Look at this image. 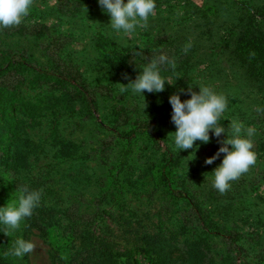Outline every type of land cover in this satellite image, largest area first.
I'll return each mask as SVG.
<instances>
[{"label": "rangeland", "instance_id": "374dc122", "mask_svg": "<svg viewBox=\"0 0 264 264\" xmlns=\"http://www.w3.org/2000/svg\"><path fill=\"white\" fill-rule=\"evenodd\" d=\"M155 3V15L149 17L148 26L138 27L134 34L125 36L110 27V16L102 10L98 0H34L30 14L20 25L26 31L36 24L47 26L52 39L49 44L45 41L39 46L42 57L46 53L51 58L60 56L70 60L75 71L93 86L97 96L91 104L94 118L80 117L71 110L53 114L51 108L37 111L33 116L16 113L29 124L32 121L40 123L28 127L26 132L45 150L41 155H33V167L22 173L30 178L44 174L55 150L49 145L50 138L57 130L73 141L83 137L103 141L102 155L107 162H114L121 148L120 142H123L117 139L119 130L137 127L142 131L148 125V130L136 138L129 163L117 168L110 188L117 192L120 215L129 219H118L114 210L118 208L116 204L107 206L106 210H110L112 216L100 213L92 220L99 228L95 229L96 234L110 237L119 251L131 248L136 236L141 234L154 235L162 229L168 238L170 234L166 231H178V227L188 231L199 225L193 203L204 202L205 207L201 210L216 225L215 250H224L229 256L238 254L233 264H264V81L251 78L248 65L241 63L235 54L236 42L241 41L246 26L256 22L261 24V30L264 29V17H261L264 0H155ZM99 34L123 52L119 57L137 62L139 68L111 71L102 59L104 46H99ZM162 54L175 61L174 69L169 64L160 66L161 76L173 85L166 83L163 92L145 91L144 96L131 89L124 93L119 91V83L127 85L130 80H135L152 58ZM200 84L210 86L226 97L227 108L220 120L226 130L232 120L255 129L251 139L256 163L239 179L230 182L229 190L223 194L212 186V172L222 163L225 154L221 153L212 164L205 161L217 153L222 146L218 141L227 139V133L217 138L213 130L210 142L197 141L198 149L181 151L175 148L174 138L169 136L177 130L171 120L170 96L179 92L182 101L190 99V85L199 91ZM39 91L30 89L28 94L33 96ZM62 91L63 105L73 107L72 94L77 93L76 88L68 86ZM58 94L60 92H56ZM45 100L49 103L52 98ZM77 105L82 109L91 107L78 103L74 111L80 110ZM113 107L116 108L114 112H118L116 116H110L113 110L110 113L109 110ZM162 160L172 168L174 177L169 185L158 188L155 175L157 164ZM21 177L0 169L3 207L8 203L18 204V180ZM176 188L184 189L194 201L188 204L182 198H176ZM100 216L105 220L100 221ZM68 234L71 232L63 227L61 220L45 235L33 229L27 239L35 244L34 251L27 254L29 264H60L53 254L68 252ZM187 237L190 236L177 238L179 245L175 243L173 248L184 251ZM133 259L132 264H151V259L141 253H134Z\"/></svg>", "mask_w": 264, "mask_h": 264}, {"label": "trees", "instance_id": "16d2710c", "mask_svg": "<svg viewBox=\"0 0 264 264\" xmlns=\"http://www.w3.org/2000/svg\"><path fill=\"white\" fill-rule=\"evenodd\" d=\"M260 26L256 22L246 26L241 41L239 39L236 42L235 54L241 63L248 65L251 78L263 82L264 29L261 30ZM10 29L0 27V169L22 175L18 180L19 187L40 190L42 195L39 206L34 209L31 217L21 221L19 228L10 230L0 223V264H29L27 254L23 257L11 255L15 241L18 238L27 240L33 229L45 235L59 220L71 232L66 240L68 252L63 255L57 252L53 254L60 264H132L134 253L144 254L151 259V264H233L238 254L229 256L225 255L224 250H215L214 238L218 237L214 234L216 225L201 210L205 207L204 202L193 203L196 219L200 224L188 231L182 227H178V231H166L170 234L168 238L162 229L154 235L141 234L136 236L135 244L131 248L119 251L110 241V237L96 234L95 229L99 228L94 226L92 220L100 213L112 216L110 210H106L107 206L116 204L118 208L114 210L119 215L118 219H129L120 215L121 204L116 198L117 192L110 188L117 168L129 163V156L134 152V144L137 143L136 138L148 130V125L142 131H138L137 127L119 130L116 136L123 142H120L121 148L114 162H107L102 155L103 141H92L88 137L73 141L64 138L57 130L49 144L55 149L54 154L51 162L45 166L44 174L39 175L41 178H30L22 173L33 167V155H41L45 150L41 144L30 139L26 132L28 127L40 123L32 121L29 124L18 118L16 113L33 116L37 111L51 108L53 114L73 111L80 117L94 118L91 104L96 100L97 94L93 86L75 71L70 60L60 56L53 59L46 53L42 57L39 46L46 42L49 44L52 39L47 26L36 24L27 31L21 25ZM98 38L99 46H104L103 62L111 71L139 68L137 62H129L127 57H119L123 52L116 48L114 42L100 34ZM68 86L77 90V93L72 94L73 107L64 106L61 102L64 98L62 90ZM30 89L41 91L30 96ZM56 92L60 94L56 95ZM47 98H52V101L46 102ZM78 103L90 104L91 107L82 109L77 105L80 110L74 111L73 108ZM115 109L110 108L109 113L113 110L110 116L118 114L114 112ZM121 110L125 111L122 107ZM157 166L155 182L158 188H163L171 183L174 171L165 160L160 161ZM174 191L177 193L176 198H182L188 204L194 201L193 197L184 193V189L180 191L176 188ZM0 207H3L1 201ZM98 219L105 220L101 216ZM6 230L9 235L4 233ZM197 230H200L199 234L196 233ZM182 235L190 236L184 240L185 250H176L173 244L178 246L177 238ZM233 239L231 236L232 242Z\"/></svg>", "mask_w": 264, "mask_h": 264}, {"label": "clouds", "instance_id": "9594fccd", "mask_svg": "<svg viewBox=\"0 0 264 264\" xmlns=\"http://www.w3.org/2000/svg\"><path fill=\"white\" fill-rule=\"evenodd\" d=\"M33 3L34 0H0V27L19 26L30 14ZM98 3L110 16V27L117 34L123 33L125 36L134 34L138 27L146 28L149 17L154 16L156 10L155 0H127V2L98 0ZM164 64L171 65L173 69L176 67L175 61L166 55L154 57L142 68L135 80H130L127 85L119 83L121 85L119 91L124 93L131 89L133 93L143 96L145 91L163 92L166 83L173 85L170 80L161 76L160 66ZM198 86L199 91H195L190 85L188 89L190 99L182 101L179 92L170 96L171 120L177 130L169 133V136L174 138L175 148L181 151L194 147L198 149L197 141L210 142V132L213 130L217 138L221 137L222 133H227V139L218 141L222 146L217 153L205 161L206 164H212L221 153L225 154L222 163L212 172L214 176L212 186L223 194L229 190L230 182L239 179L256 163V153L253 151L254 144L251 139L255 129L246 128L242 122L232 120L227 127L229 130H226L220 123L227 108L226 97L217 94L210 86L203 84ZM19 192L18 204L8 203L5 207H0V223L10 230L19 228L23 219L31 217L41 200L40 190H29L27 186H24L19 189ZM4 233L9 235L7 230ZM34 249L35 244L32 241L18 238L11 250V255L23 257L32 253Z\"/></svg>", "mask_w": 264, "mask_h": 264}]
</instances>
